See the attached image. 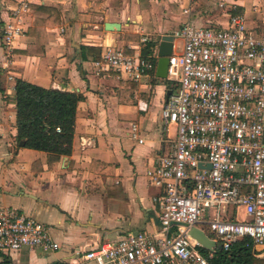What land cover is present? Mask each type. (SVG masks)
Instances as JSON below:
<instances>
[{
	"label": "crops",
	"instance_id": "obj_1",
	"mask_svg": "<svg viewBox=\"0 0 264 264\" xmlns=\"http://www.w3.org/2000/svg\"><path fill=\"white\" fill-rule=\"evenodd\" d=\"M22 1L0 0V208L49 226L61 249L24 248L5 254L0 264H66L76 252L118 242L128 233L158 236L154 200L160 190L150 186L147 172L176 138V128H164L161 119L172 88L157 76L162 38L187 22L227 28L232 14L243 15L246 27L264 38V0H197L190 15L183 14L179 0H28L25 35L9 65L3 27ZM54 13L60 18L52 19ZM37 21L52 24L43 35L44 54L24 55L36 44L30 31ZM150 44L156 69L140 82L96 67L107 48L134 55ZM175 44L180 53L182 41ZM18 80L84 97L71 156L50 166L46 153L18 146ZM228 216L245 220L242 210ZM255 252L264 260L261 248Z\"/></svg>",
	"mask_w": 264,
	"mask_h": 264
},
{
	"label": "built area",
	"instance_id": "obj_2",
	"mask_svg": "<svg viewBox=\"0 0 264 264\" xmlns=\"http://www.w3.org/2000/svg\"><path fill=\"white\" fill-rule=\"evenodd\" d=\"M197 0H179L190 15ZM23 0L3 27V45L12 64L15 44L25 35ZM167 81L169 96L161 112L164 128H176L169 151L147 172L160 190V232L128 233L118 242L76 252L66 264H211L219 247L251 239L264 258V38L232 14L227 28L197 27L190 22L174 34ZM182 41L177 53L175 41ZM101 72L140 82L156 66L140 53L107 48L96 62ZM12 80V76H10ZM132 136L138 139L133 125ZM143 143V140H139ZM242 210L243 221L228 210ZM198 229L216 243L206 250L191 236ZM51 228L10 208H0V262L24 248L56 252L61 247Z\"/></svg>",
	"mask_w": 264,
	"mask_h": 264
},
{
	"label": "trees",
	"instance_id": "obj_3",
	"mask_svg": "<svg viewBox=\"0 0 264 264\" xmlns=\"http://www.w3.org/2000/svg\"><path fill=\"white\" fill-rule=\"evenodd\" d=\"M57 16L60 18L58 13H54L51 18H57ZM48 25L52 24L47 21L35 23L30 35L36 39V44L23 52L24 55L44 54L48 42L46 39L43 40V35H46L45 29ZM151 48V44L148 45L141 55L156 66ZM38 49L40 51H37ZM83 100L84 97L77 93L45 89L24 80H18L14 99L18 146L46 153L50 166L58 163L63 157L71 156L78 105ZM210 263L264 264V260L257 257L253 241L243 239L234 243L228 251L217 250Z\"/></svg>",
	"mask_w": 264,
	"mask_h": 264
},
{
	"label": "water",
	"instance_id": "obj_4",
	"mask_svg": "<svg viewBox=\"0 0 264 264\" xmlns=\"http://www.w3.org/2000/svg\"><path fill=\"white\" fill-rule=\"evenodd\" d=\"M107 28H110V26L107 25ZM173 43L174 37L172 35L164 36L160 43L157 65V76L160 79H167L169 57L173 54ZM168 95L170 96L171 92H169ZM191 236L208 251H212L216 247V243L210 240L206 233L201 230L193 229L191 231ZM219 250H222V248L219 247Z\"/></svg>",
	"mask_w": 264,
	"mask_h": 264
},
{
	"label": "rangeland",
	"instance_id": "obj_5",
	"mask_svg": "<svg viewBox=\"0 0 264 264\" xmlns=\"http://www.w3.org/2000/svg\"><path fill=\"white\" fill-rule=\"evenodd\" d=\"M234 211H235V209H234L233 207H230L229 210H228V213H229V214H233Z\"/></svg>",
	"mask_w": 264,
	"mask_h": 264
}]
</instances>
